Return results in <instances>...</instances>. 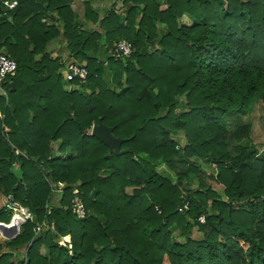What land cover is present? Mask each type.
Wrapping results in <instances>:
<instances>
[{
	"label": "trees",
	"instance_id": "16d2710c",
	"mask_svg": "<svg viewBox=\"0 0 264 264\" xmlns=\"http://www.w3.org/2000/svg\"><path fill=\"white\" fill-rule=\"evenodd\" d=\"M2 1L0 46L18 70L0 95V192L34 220L0 239V264H264V148L251 140L255 121L264 137V0H115L82 15L74 0ZM121 39L125 63L108 52ZM57 46L87 67L89 92L66 82ZM100 123L127 153L91 135ZM193 158L225 197L206 183L182 191L200 173ZM76 183L83 219L70 209Z\"/></svg>",
	"mask_w": 264,
	"mask_h": 264
},
{
	"label": "built area",
	"instance_id": "2783aa9c",
	"mask_svg": "<svg viewBox=\"0 0 264 264\" xmlns=\"http://www.w3.org/2000/svg\"><path fill=\"white\" fill-rule=\"evenodd\" d=\"M2 4L6 9L13 10L18 6L17 0H4ZM110 56L114 61L125 63L128 58L131 57L133 53V48L130 42L127 40H118L114 42L111 48L108 50ZM102 63V61H98ZM18 70L17 62L10 57L6 52L1 50L0 47V92L5 94L2 84L7 80L16 76ZM89 72L85 65H81L78 62L71 61L66 64L65 67V80L68 83H72L75 86L83 84L88 76ZM66 183L63 181H58L56 183H50L52 195L62 197L63 189L66 187ZM4 210L11 212V217L9 222H0V239L8 240L17 236L21 227L27 222L34 220V215L27 206H23L13 200L12 197H8L3 204ZM183 208L187 210L188 201H184ZM70 209L72 213L79 219H83L86 216V208L83 202L80 189L76 186L71 187V199H70ZM158 210V209H157ZM198 220L200 222L205 221L204 215H201ZM7 227L9 231L8 236L4 227ZM40 227L36 230L39 231Z\"/></svg>",
	"mask_w": 264,
	"mask_h": 264
},
{
	"label": "rangeland",
	"instance_id": "374dc122",
	"mask_svg": "<svg viewBox=\"0 0 264 264\" xmlns=\"http://www.w3.org/2000/svg\"><path fill=\"white\" fill-rule=\"evenodd\" d=\"M106 1V0H105ZM112 2H114L115 0H111ZM180 24H185L187 26L191 25V21L187 18L186 15H184L182 18H180L179 20ZM75 87V85L73 86ZM83 89L85 88L86 92L90 91V88L85 87V84H79V86H76L75 89ZM254 127V132L252 133V137L251 140L252 142L257 146L258 150H261L264 148V137L261 133V129L259 128V126L257 125L256 121L253 125ZM243 144H246L245 141H243ZM193 163H195V165H197L198 167H200V173L198 175L195 174H191L190 175V180H189V184L186 185L183 188V192H188V191H192L195 189H201L204 188V184L206 183V185H210L212 187L213 190H215L220 196L225 197L224 194V187L221 184H218L215 182L214 176L216 175V170L211 168L204 159H199V158H193L191 160ZM157 170L160 171L161 173L165 174L167 177H169L172 181H176L177 180V176L174 174L175 172L173 171V169L169 168L168 165H166L163 162L157 161ZM210 175V176H209ZM179 183H182L181 181H179ZM80 183H76L73 186H76L80 189L79 187ZM181 185V184H180ZM132 187L128 188V193H131L132 191ZM0 211L4 210V206L3 204L5 203L6 198L9 197V195H4L0 192ZM4 196V197H3ZM3 197V199H2ZM2 199V202H1ZM172 235H173V239L179 243H181L183 241L182 236L180 235V230L176 228V226H174L172 228ZM192 237H198V234L193 232ZM60 243H62V245H67L70 242V236H65V237H61V240H59ZM1 242V241H0ZM23 249H21L20 251V257L23 256Z\"/></svg>",
	"mask_w": 264,
	"mask_h": 264
},
{
	"label": "water",
	"instance_id": "95a60500",
	"mask_svg": "<svg viewBox=\"0 0 264 264\" xmlns=\"http://www.w3.org/2000/svg\"><path fill=\"white\" fill-rule=\"evenodd\" d=\"M0 95L2 93L0 92ZM91 135L95 136L97 139H99L102 143H104L111 152H114L116 155L127 153L128 150H121V144L126 140L122 139L120 137H116L113 134V129L107 125H104L102 123L96 124L92 126L91 129ZM181 183H179L180 185ZM4 231L8 236H11V234H8L7 231L9 229L5 226Z\"/></svg>",
	"mask_w": 264,
	"mask_h": 264
},
{
	"label": "crops",
	"instance_id": "0c3cea01",
	"mask_svg": "<svg viewBox=\"0 0 264 264\" xmlns=\"http://www.w3.org/2000/svg\"><path fill=\"white\" fill-rule=\"evenodd\" d=\"M86 3H90L96 10L100 11L101 13H104V11L109 9L110 8L109 6L111 4H113L114 2H112L111 0H106V1L105 0H74L73 5H74L76 11L79 10L80 14L82 15L83 7H84L83 5H85ZM117 4H118V6H120L119 3H117ZM116 9H118V7ZM43 20H46V19H43ZM85 27L83 25L82 28H85ZM0 47H1L2 51L7 53V50L4 46H0ZM52 56L53 57L60 56V57H62L63 60H66V62L73 61V60L69 59V51L65 46H57L55 48H52ZM3 197H2V199H3ZM2 199H1V202H2ZM59 240H61V239H59Z\"/></svg>",
	"mask_w": 264,
	"mask_h": 264
}]
</instances>
